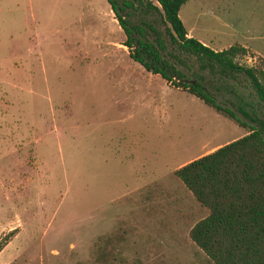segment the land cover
Segmentation results:
<instances>
[{"label":"rangeland","instance_id":"1","mask_svg":"<svg viewBox=\"0 0 264 264\" xmlns=\"http://www.w3.org/2000/svg\"><path fill=\"white\" fill-rule=\"evenodd\" d=\"M178 16L213 49L244 46L238 62L264 58V0H184ZM123 38L106 0H0V264H213L187 235L207 209L172 170L247 127ZM222 83L218 101L264 122L245 80Z\"/></svg>","mask_w":264,"mask_h":264},{"label":"trees","instance_id":"2","mask_svg":"<svg viewBox=\"0 0 264 264\" xmlns=\"http://www.w3.org/2000/svg\"><path fill=\"white\" fill-rule=\"evenodd\" d=\"M106 1L132 60L247 127L241 136L180 164L172 174L207 209L187 235L213 264H264V122L241 119L237 113L248 116V102L229 106L211 91L212 80L220 82L214 86L218 88L240 77L264 108V58L260 64L241 63L236 56L246 53L244 46L213 49L187 35L178 16L184 0Z\"/></svg>","mask_w":264,"mask_h":264}]
</instances>
